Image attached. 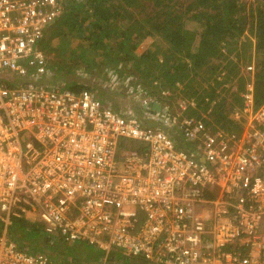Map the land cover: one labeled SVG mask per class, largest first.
Segmentation results:
<instances>
[{"label": "built area", "instance_id": "obj_1", "mask_svg": "<svg viewBox=\"0 0 264 264\" xmlns=\"http://www.w3.org/2000/svg\"><path fill=\"white\" fill-rule=\"evenodd\" d=\"M67 2L0 0V264H60L11 239L16 219L144 264H264L255 61L222 123L212 108L198 117L185 100L157 99L140 79L110 86L142 115L114 109L95 91L52 84L41 42ZM125 141L138 148L123 149Z\"/></svg>", "mask_w": 264, "mask_h": 264}, {"label": "trees", "instance_id": "obj_2", "mask_svg": "<svg viewBox=\"0 0 264 264\" xmlns=\"http://www.w3.org/2000/svg\"><path fill=\"white\" fill-rule=\"evenodd\" d=\"M257 2L256 7H243L246 4H243L241 0H68L65 16L55 24L57 29L65 25L67 30L64 31L63 28L61 33H51L50 35L47 33L41 46L45 53H48L50 42L56 36H60L61 40H64V46L67 47L75 44L77 37L85 38L87 35H95L99 29L102 32L94 36L92 41L95 44H98L99 41L103 42L98 45L105 50V57H103L107 62L113 63L115 60H120L119 64L131 62L137 66L147 63L146 67L139 68L141 74L138 73V76L134 75L133 77L143 82L147 93L153 96L157 95V98L168 101L170 104L174 100L176 102L185 100V95L190 94L191 91L199 102L195 110L189 106L187 114H197L198 117H201L203 113L201 110L208 111L212 108L211 114L218 123H222L226 117L228 101L226 97H222L221 93L224 90L229 91L226 87L228 83L236 82L240 92H235L233 100L234 102L241 101L240 94L246 85L242 71L255 57L252 46L255 48V53L259 55L255 61L257 107L264 102V0H257ZM148 6L152 7L157 14L152 17V20H155L152 27L145 28V25L143 23L140 25L139 19L136 18L139 15L138 11L145 10ZM126 15L129 16L127 18L133 17L136 21L132 24L125 23L129 26L123 31L122 20ZM249 21H251V32L255 36V42L249 39L245 45L244 42L240 44V39L246 31ZM192 24H196V29L192 27ZM153 36H158L161 39L160 43L164 46L161 53L166 61H163L159 53L154 54L148 49L137 52L141 43ZM119 37L122 40L115 42V46L112 40ZM242 44V51L245 54L243 55L244 67H242L241 59L243 58H240V53L236 57L238 58L236 61L231 58L232 52ZM74 47L82 48L83 51L90 49V46H86L88 47L86 48L81 44ZM50 51H52L51 48ZM64 51L65 49L57 56H64L66 54ZM115 51L119 53L120 58L114 56ZM109 55L114 56V60H108ZM82 58L76 59L83 64L86 60L83 59L82 62ZM155 59L156 65L153 67L152 61ZM48 61L51 70L55 72L52 84H61V86L64 85L74 91L82 89L94 91L91 85L86 86L77 77L74 78L76 62H73L69 68L61 66L60 60L50 61L48 58ZM118 72L123 75L124 70L119 69ZM123 78L130 79L125 76ZM179 84L182 87H178ZM165 91H169L172 95L163 98L162 92ZM98 95L107 103L106 99L101 96L102 94L98 93ZM214 100L215 104L212 103ZM229 106H233V104L229 103ZM175 135L181 145L180 135ZM137 146L138 144L133 141L122 143L123 149L138 148ZM38 222L16 219L9 228L11 239L17 242L21 248L25 247L28 250V246L21 244L22 239L28 243L27 233L36 231ZM3 229L4 225L0 221V233ZM113 253L108 256L105 254L102 263L107 264ZM118 254L120 258L116 264H125L128 261L130 264H144L140 258H127L121 253ZM58 259L61 262L55 261L60 264L75 263L64 262L65 257L61 255L58 256ZM76 261L78 260L76 259ZM80 263L85 264V262Z\"/></svg>", "mask_w": 264, "mask_h": 264}, {"label": "rangeland", "instance_id": "obj_3", "mask_svg": "<svg viewBox=\"0 0 264 264\" xmlns=\"http://www.w3.org/2000/svg\"><path fill=\"white\" fill-rule=\"evenodd\" d=\"M241 2L243 4H246L243 7H251V6L256 7V5L258 3L257 0H241ZM251 3H253V4L251 5ZM148 7L145 10L138 11L139 15L138 16L136 15L138 17L136 19H139L140 25H142V23H143L145 25V28L152 27V23L155 21V20H152L153 19L152 17L155 14H157V12L152 7H150V6H148ZM132 11H134V9ZM245 13H247V11H245ZM127 17H129V16L126 15V17H124L122 20V22L124 23L121 26L123 31L127 29L129 24H132L136 21L135 18H133V17H131L130 19ZM151 20H152V22H150ZM125 23H129V24L126 25ZM190 26H191V24H190ZM192 27L194 29H196V24H192ZM63 28H64V31L67 30V29H65V25H62V27H59L57 29V25L54 24L52 27H50V29L47 31V33L49 35L51 33H53V34L54 33H61V29H63ZM101 32L102 31L98 29L95 32V35H93V34L89 35V36L87 35L85 38L77 37L75 40V44L67 46V47L64 46V44H65L64 40H61L62 38L60 36H56V37L52 36L54 38L51 40L50 47H48L49 52L46 54H47L48 58L50 59V61L60 60L61 66H64V67L70 68V65L73 62H76V64H74L75 68L77 67L76 68V75L74 78L77 77V79H79L81 82H83L86 86L91 85L93 90L95 92L99 93L100 95L102 94L101 96H103L106 99L107 103H109L111 106L113 105L114 107H116V108L119 107L120 109L125 108L126 106H130L131 108H135L139 112H143L144 111L143 108L138 103H136L135 100H133L129 96L126 98V95H123L122 93H119L120 94L119 95L117 91L112 90L110 83L113 82L115 79L119 78V76L130 77V79L133 78L134 75L138 76L139 74H141V72H139V68L140 67H146L147 63L145 62V63H142L141 65L137 66V65H133L131 62L119 64L120 60H115V62H113V63L107 62L104 58L105 57L104 54L106 53L105 50L101 49L100 46L98 45L100 43L102 44L103 42H101V41L97 42L94 39L95 42L98 43V44H95L92 41V38L94 36L99 35ZM249 39H251L253 42H255V36L251 32V21H249V23L246 27V31L244 32L243 36L240 39V44L242 42H244V45H245V42H249ZM121 40H122L121 37H119V38H115V40H112V42L116 46L115 42L121 41ZM160 42H161V39L158 36L148 37L147 39H145L141 43L137 52H142L144 50L146 51L148 49V50H151V52L154 54L159 53V56L163 58L164 56H163V53H161V51L164 50L163 49L164 46L161 45ZM80 44L83 45L84 47L90 46V49H85L83 51L82 48L74 47V46H78ZM50 48L52 49V51H50ZM86 48H88V47H86ZM242 48H243V44L236 51L232 52L233 54L231 55V58L233 60L236 61V59H238L236 57L238 56L239 53L241 55L240 58L241 57L243 58V55H245V54L242 51ZM63 49H65L66 54L62 57L57 56L63 51ZM254 49L255 48L252 46V52L254 53L253 55L256 57V58L254 57V61H257L256 59L259 57V55L257 53H255ZM118 54L119 53L117 51L114 52V56L117 58H120L121 56ZM114 56L109 55L108 60L109 59L114 60V58H115ZM80 57H83L82 62H83V59L86 60V62H83V64H82L80 61H77L76 58H80ZM164 59L165 58H163V61H166ZM121 60H122V58H121ZM244 60H245L244 58L241 59L242 67L245 66ZM152 63H153V67H155L156 59L153 60ZM64 69H66V68H64ZM119 69L124 70L123 75H121L120 72H118ZM123 77H121V78H123ZM236 84H237L236 82H234V84L228 83L226 85V87L228 85H230V88H228L229 91L228 92L224 91V93L222 94V97H226L227 101H228L227 106H226L227 107L226 112H229V110L232 107V106H229V103L232 102V104L234 106L240 102V101L234 102V100H233L235 92L236 93L240 92V88L239 87L237 88ZM182 85H185V84L182 83ZM182 85L179 84L178 87H182ZM232 87H235V89L233 91L231 90ZM185 96H186L185 101L188 102L189 106L193 107L195 110L196 107H198V104H197L199 102L198 98L195 95H193L191 91H190V94H187ZM157 99H159V98H157ZM240 99H241V95H240ZM199 111H200V109H199ZM191 112H193V111H191ZM201 112L205 113L206 111L201 110ZM37 224H38V226H37L38 229L36 231H34V232L29 231L27 233L26 240L28 241V243L26 241H23V239H22L21 244H24V246L25 245L28 246L29 251L35 252V253H39V252L49 253L51 255V257L58 262H61L58 259V256L61 255V256L65 257V259H63V261L67 262V263H72V262H74V260L76 261V259H77L79 262H85V264H103L102 259L105 255L104 251L99 250L97 247L93 246L90 243L86 244V243H81V242H76V243L63 242L62 240H60V238H58V236H50V234H48L46 232L44 221H39ZM22 248L26 249L25 247H22ZM59 251H63V252H59ZM118 253H120V252L113 253L110 256V258L108 259L107 264H116L120 258ZM125 264H130V262L128 261Z\"/></svg>", "mask_w": 264, "mask_h": 264}, {"label": "crops", "instance_id": "obj_4", "mask_svg": "<svg viewBox=\"0 0 264 264\" xmlns=\"http://www.w3.org/2000/svg\"><path fill=\"white\" fill-rule=\"evenodd\" d=\"M112 107L114 108V109H120L119 107L118 108H116V107H114L113 105H112ZM139 112V111H138ZM139 114H140V112H139ZM140 115H142V114H140ZM150 122V121H149ZM75 263H73V264H82V263H80L79 261H74Z\"/></svg>", "mask_w": 264, "mask_h": 264}, {"label": "clouds", "instance_id": "obj_5", "mask_svg": "<svg viewBox=\"0 0 264 264\" xmlns=\"http://www.w3.org/2000/svg\"><path fill=\"white\" fill-rule=\"evenodd\" d=\"M253 61H254V60H253ZM253 61H252V62H253ZM252 62H250V63H252ZM250 63H249V64H250ZM246 67H247V66H246ZM246 67H244V69H243V71H242V74L244 73V70H245ZM132 79H134V78H131V80H132ZM107 104H109V103H107Z\"/></svg>", "mask_w": 264, "mask_h": 264}]
</instances>
